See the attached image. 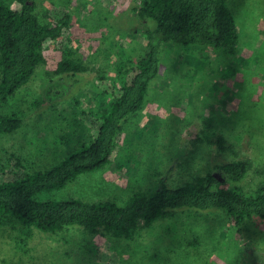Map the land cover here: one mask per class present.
<instances>
[{
	"label": "rangeland",
	"instance_id": "obj_1",
	"mask_svg": "<svg viewBox=\"0 0 264 264\" xmlns=\"http://www.w3.org/2000/svg\"><path fill=\"white\" fill-rule=\"evenodd\" d=\"M141 1H37L40 21L67 12L68 26L45 45L44 62L29 83L0 106V114L21 117L17 129L0 134V180L49 168L87 141L91 112L98 108L93 84L109 89L117 72L143 54L145 29L155 25L130 10ZM227 1L240 32L236 52L161 43L158 73L141 108L123 122L112 161L36 199L122 203L136 192H151L160 179L175 188L219 173L216 164L234 159L249 167L230 184L253 193L263 183L264 0ZM64 47L86 70L54 72ZM19 227L1 228L0 264H264V220L245 218L238 230L217 208L168 210L133 240L89 234L79 226L31 228L17 248Z\"/></svg>",
	"mask_w": 264,
	"mask_h": 264
},
{
	"label": "trees",
	"instance_id": "obj_2",
	"mask_svg": "<svg viewBox=\"0 0 264 264\" xmlns=\"http://www.w3.org/2000/svg\"><path fill=\"white\" fill-rule=\"evenodd\" d=\"M38 0H0V106L32 79L44 62L45 45L56 40L67 28L69 14L42 22L36 15ZM16 2L19 7H12ZM130 10L155 25L145 29L146 48L117 72L109 89L93 84L98 108L90 117L87 141L80 143L59 162L43 170L0 180V230L7 225L19 234L17 248L30 237V229L57 232L79 226L89 234L99 231L116 238L133 240L138 229L149 227L171 209H221L229 224L240 230L245 218L255 215L264 220V181L245 192L239 182L249 163L234 159L216 164L218 176L208 172L192 182L171 188L160 179L149 193L136 192L122 203L113 200L85 201L80 198L38 200L41 191L63 188L78 175L103 168L112 161L123 122L141 108L148 85L157 75L161 43L181 46L211 45L228 55L240 42L238 23L227 0H142ZM47 17V16H46ZM64 47L54 72L74 74L86 67ZM101 81L106 77L100 73ZM21 124L16 114H0V134L10 133ZM223 138L216 143L221 148ZM142 222V223H141ZM142 225V226H141Z\"/></svg>",
	"mask_w": 264,
	"mask_h": 264
},
{
	"label": "water",
	"instance_id": "obj_3",
	"mask_svg": "<svg viewBox=\"0 0 264 264\" xmlns=\"http://www.w3.org/2000/svg\"><path fill=\"white\" fill-rule=\"evenodd\" d=\"M213 176L217 177L219 181H223V178H221L220 176H217V173H213Z\"/></svg>",
	"mask_w": 264,
	"mask_h": 264
},
{
	"label": "flooded vegetation",
	"instance_id": "obj_4",
	"mask_svg": "<svg viewBox=\"0 0 264 264\" xmlns=\"http://www.w3.org/2000/svg\"><path fill=\"white\" fill-rule=\"evenodd\" d=\"M215 173V172H214ZM219 174L217 173V176H218Z\"/></svg>",
	"mask_w": 264,
	"mask_h": 264
}]
</instances>
